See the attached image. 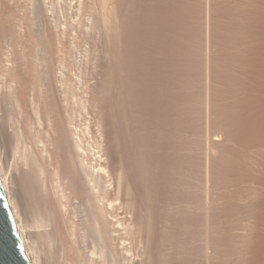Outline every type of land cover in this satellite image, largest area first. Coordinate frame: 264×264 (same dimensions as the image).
Masks as SVG:
<instances>
[{
	"label": "bare ground",
	"instance_id": "6f19581e",
	"mask_svg": "<svg viewBox=\"0 0 264 264\" xmlns=\"http://www.w3.org/2000/svg\"><path fill=\"white\" fill-rule=\"evenodd\" d=\"M193 1L159 8L171 26L173 64L183 80L198 73L204 83L203 219L214 258L207 261L264 264V0L245 1L246 18L236 16L240 0L226 8L224 0H197V15ZM147 8L145 0H0V183L30 264H158L159 150L164 145L168 169L182 167L185 144L176 136L198 131L188 112L161 143L143 111L154 86L140 55ZM225 10L235 15L229 32ZM94 52L100 71L90 66ZM105 99L116 108L109 115L121 118L128 165L101 114ZM217 125L221 134L212 132ZM233 180L252 188L230 207L209 200L211 188ZM229 218L241 221L231 237Z\"/></svg>",
	"mask_w": 264,
	"mask_h": 264
},
{
	"label": "rangeland",
	"instance_id": "374dc122",
	"mask_svg": "<svg viewBox=\"0 0 264 264\" xmlns=\"http://www.w3.org/2000/svg\"><path fill=\"white\" fill-rule=\"evenodd\" d=\"M145 1L151 10L147 8V10L144 9L142 11L140 55L142 57L141 62L146 68V81H149V78L154 80V86L153 94L149 96L151 99H149L147 96H143L145 100L142 98L141 102L143 103V111L146 115L151 117L152 123L160 128V135L163 137L161 138L159 136L161 143H163L165 140V128H181L185 123L188 112L195 116V131H198L197 134H191V131H188L189 135L191 134L190 137L188 136L187 132L178 130L180 133L177 134V131H174V134H177V138L182 137L180 139H183H179V142L185 144L187 147L185 148L184 146L180 148L181 150H179V155H187L186 159L188 160V162H186V164L182 167L171 165V167L168 169L166 165L167 162L165 161L164 145L162 146L161 144V148L159 150L161 164L159 168H157V190L155 193L156 196L152 195L154 196V204L156 206L153 208V211L155 214L158 213L157 216L161 219L159 222H157L158 228H156L159 229L157 231V235L158 233L162 235V238L158 242V264H208V261L212 262L214 258L212 256L211 245L207 246L206 244V227L203 219V214L206 207V190L204 165L201 159L202 154L200 152L202 147H204V145L206 146L207 143V138L204 132H199L201 131L202 126L200 113L202 112L201 101L204 95L203 78L197 73L191 75L190 81H185L182 79V71H180V69L176 67L175 64H173L175 52L174 45H171L169 42L170 40H168L167 34H170L171 26L168 23L166 16L161 12V8H159V6L164 5V0ZM196 1L195 3L193 1L195 15H197L196 13L198 9V2L196 3ZM245 1L248 0H240V10L236 13V16H241L244 18L252 16L251 11L247 10V7H244ZM233 2V0H224V3L226 4L224 8L230 7ZM235 6H238L237 2L234 7ZM165 12L167 14L166 10ZM194 14H192L191 22L192 25L196 26L198 25L196 23L197 17ZM234 16L226 12V10L221 15L223 20L222 24L224 26L223 30L225 32L230 31L229 26L232 25L231 21L234 20ZM176 19L174 27L177 25L178 21L181 22L182 20V18L178 17ZM98 47H100V45ZM100 48L96 51H99ZM92 55V61L94 60V63L91 62L90 66H93L92 69H94L96 66L95 68L100 71L102 66L101 64L98 65L99 62H97L98 60L95 59V52ZM176 55L177 52H175V58ZM95 63L97 65L94 66L93 64ZM86 68L87 67L85 66V70H83L81 74L86 71ZM86 74L87 71L84 73V75H81L82 79H80V85L82 87L85 83L84 76H86ZM80 85L79 88L82 93L84 87L82 88ZM83 101L86 102V99L82 95L81 102ZM104 102L106 104H102L103 106L101 107V110L103 112H101V114L104 116V118H106L108 125L110 124L109 128L112 127L111 130H114L113 135L115 136H112L111 134L112 139L122 132L121 129L123 124L121 121L119 124V120L121 118L118 116V114H115L117 117H119H116V120L114 119V116H111L116 112L115 106H110L106 99ZM83 104L86 103H82L80 107L83 108L82 110H85V105L83 106ZM104 112H107L108 115ZM166 116H170V119H167ZM112 121L113 125L114 123H117L115 125L117 127L116 131V127L112 125ZM113 127L115 128L113 129ZM114 132H117V134ZM212 132L215 134H221L222 127L217 125L216 127L212 128ZM185 133L187 136L183 137ZM114 138L112 140L113 143L115 144V140H118L120 144L118 141L116 144L120 147V145L123 143V139H121L122 134H119L116 139ZM120 148L122 149V162L125 161L127 164V159L125 160L127 155H124L125 152H123L125 151L124 143ZM125 163L124 165L127 166L128 164L126 165ZM120 179L123 180L126 178L120 177ZM124 181L126 182V180ZM251 188L252 186L249 182L233 180L224 186H219L218 191L215 188H211L210 194L212 196L209 198V200L214 201L217 206L228 205V207H230V203H232L238 195L243 194V191L250 190ZM231 219L233 221L235 219L236 221L238 218ZM231 219L229 218L228 221ZM232 220V223L225 220V223L227 222L226 225L231 226L234 224L235 221L233 222ZM237 222L241 224L239 219L236 221V224ZM225 223L223 225H225ZM239 223L238 225H240ZM236 224H234L235 226L232 225L230 229L228 226H226L228 228L226 229L229 230L230 233L232 231L231 234L226 229L224 231L227 234L223 233L224 231L222 234H225V237H228L227 235L229 234V237L235 235V233L233 234V230L236 226H238ZM160 228L163 229L162 232Z\"/></svg>",
	"mask_w": 264,
	"mask_h": 264
},
{
	"label": "water",
	"instance_id": "95a60500",
	"mask_svg": "<svg viewBox=\"0 0 264 264\" xmlns=\"http://www.w3.org/2000/svg\"><path fill=\"white\" fill-rule=\"evenodd\" d=\"M0 264H30L1 183Z\"/></svg>",
	"mask_w": 264,
	"mask_h": 264
}]
</instances>
